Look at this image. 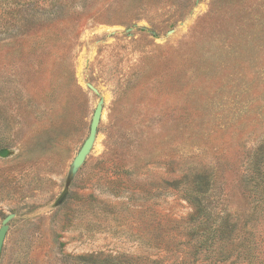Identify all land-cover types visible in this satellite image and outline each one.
I'll use <instances>...</instances> for the list:
<instances>
[{"label": "rangeland", "instance_id": "1", "mask_svg": "<svg viewBox=\"0 0 264 264\" xmlns=\"http://www.w3.org/2000/svg\"><path fill=\"white\" fill-rule=\"evenodd\" d=\"M11 2L22 11L0 33V226L12 215L0 264L188 261L193 209L181 191L155 189L165 167L209 175L213 214L235 213L238 234L264 247V201L248 221L250 156L264 142V0ZM99 101L94 142L70 174ZM201 252L197 264H213Z\"/></svg>", "mask_w": 264, "mask_h": 264}, {"label": "trees", "instance_id": "2", "mask_svg": "<svg viewBox=\"0 0 264 264\" xmlns=\"http://www.w3.org/2000/svg\"><path fill=\"white\" fill-rule=\"evenodd\" d=\"M11 1L0 0V33L7 32L10 26H16L17 29V24L20 23L22 10L11 11V6H13ZM16 4L15 7L26 6L27 10L35 7L43 10L46 6L55 5L58 7V0H23L22 4ZM53 9L55 8L52 7ZM8 14L9 19L7 18ZM126 138H129L128 134ZM250 159L252 176L248 181L250 184L252 183L251 191L255 205L249 214L248 221L253 222L257 214L263 213V207L258 206V203L264 201V142L253 151ZM110 168L114 170L115 167L111 165ZM114 172L117 178L120 177L119 174L126 173ZM159 181L160 183H156L155 189L181 191L193 209L190 223L193 224L194 231L190 233V237L197 244L191 253V259L188 258V261L181 259L177 263L179 257L175 256L173 264H197L198 255L202 253V249L205 252L203 257L211 258L210 261L213 264H264V247L260 237L254 236V233L251 232H245L240 236L238 234V218L235 213L222 210L213 214V207H210L209 199L216 194L213 193L212 180L209 175L202 173L177 176L165 167V175ZM161 195L163 194L157 193L155 199H160ZM207 252L209 254H206ZM25 257L27 260L28 255ZM67 259L72 262L70 263ZM61 264H136V261L135 259L102 256L101 254L73 258L63 255Z\"/></svg>", "mask_w": 264, "mask_h": 264}, {"label": "water", "instance_id": "3", "mask_svg": "<svg viewBox=\"0 0 264 264\" xmlns=\"http://www.w3.org/2000/svg\"><path fill=\"white\" fill-rule=\"evenodd\" d=\"M101 110H102V101H99L95 109L92 113L91 116V121L89 125V133L86 139L84 140L82 146L80 147L79 151L77 152L76 156L74 157L71 167H70V174H74L76 170L79 168V166L83 163L85 157L89 153L92 144L95 139V134H96V129L99 123L100 115H101ZM7 154V151H0V156H5ZM12 217V215L7 216L2 225L0 226V256H1V251L4 243L5 236L8 231V224L7 222L9 219Z\"/></svg>", "mask_w": 264, "mask_h": 264}]
</instances>
